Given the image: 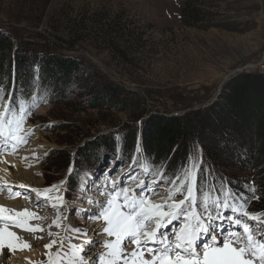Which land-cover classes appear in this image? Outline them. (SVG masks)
Listing matches in <instances>:
<instances>
[{"label":"rangeland","instance_id":"obj_1","mask_svg":"<svg viewBox=\"0 0 264 264\" xmlns=\"http://www.w3.org/2000/svg\"><path fill=\"white\" fill-rule=\"evenodd\" d=\"M194 6L201 16L196 22L184 11L183 0H0V31L16 43L32 42L22 50L70 56L84 69L82 74L71 76L56 70L42 76L33 72V83L26 74L23 83H15L8 91L12 108L25 102L30 109L23 126L26 138L22 150L17 151L31 154L35 161L32 177L36 195L30 194L28 200L38 196L49 203L56 211L51 214L56 217L51 227L56 231L50 239L49 226L44 228L47 235L38 238L41 243L55 241L51 249L39 247L37 239L33 248L24 240L15 250L3 246L0 264H48L49 256L57 257L53 246H61L66 237L84 249L82 261L102 247L93 256V263L99 264L98 255L107 251L103 241L113 237L102 228L87 229L85 220H78L82 215L100 214L96 208L101 204L89 208L88 214L82 208V200L95 199L96 181L116 193L122 187L136 188L148 175L154 189L148 199L165 203L171 202L170 198L183 199L175 194L171 181L175 176L183 178L185 170L198 176L201 199L204 192L215 199V189L227 192L228 188L241 197L240 190L246 196L244 206L256 217L250 234L264 233V193L260 189L264 184V151L255 152L264 141V81L258 78L264 76V68L256 66L264 50V0H202ZM24 56L16 62L22 63ZM93 73L123 91L111 98L109 94L97 98L94 93L102 80ZM235 97L246 114L239 117L238 126L227 124L231 131L218 132L220 135L215 134L219 127L213 128L211 123L205 127L204 132L211 134L204 142L212 144L209 165L201 162V152L185 162L177 157L167 161L160 151L162 143L151 138L147 161L149 153L138 139L144 125L167 116H191L195 124V112L205 110V117L208 109ZM130 128L135 136L132 153L127 155L124 135H129ZM35 134L40 142L36 149L30 147ZM154 146L160 152L154 158L161 164L156 163V173L151 155ZM120 173L127 183L120 184ZM161 175L165 179L156 184ZM107 181L108 187L104 184ZM225 196L229 197L224 194L220 198ZM117 202L122 203V199ZM243 219L248 222V217ZM89 240L96 243L89 245ZM135 247L129 242L125 250ZM141 251L148 254L146 248Z\"/></svg>","mask_w":264,"mask_h":264},{"label":"snow or ice","instance_id":"obj_2","mask_svg":"<svg viewBox=\"0 0 264 264\" xmlns=\"http://www.w3.org/2000/svg\"><path fill=\"white\" fill-rule=\"evenodd\" d=\"M9 111L8 105L4 111H0V131L7 119L9 135L13 140L20 141L23 137L12 135V132L19 130L24 117L21 115L17 118L13 112L9 119L6 116ZM25 111L21 104L20 112L23 114ZM14 123L15 129L12 128ZM164 179L162 176L155 183L159 184ZM125 183L127 181L122 177L120 184ZM171 184L175 194L182 195L183 199L170 198L171 202L165 203L151 201L148 195L154 189L148 181L133 189L122 187L114 196L110 195L106 204L101 206L99 216L92 217L102 218L106 225L103 232L114 238L103 241L107 251L99 255V264H264V240L259 234H250L251 222L256 217L243 210V196L239 200L234 195L231 199L228 196L223 200L220 196L211 199L210 193L204 192L201 199L196 173L192 170H185L183 178L177 176ZM19 187L29 190L24 185ZM112 187L116 189L117 185ZM120 199L122 203L117 202ZM6 211L0 206V220L10 221L13 226L25 230H34L20 219L30 218L33 213L25 209L15 212L13 216L5 215ZM243 217H248V222ZM240 228L243 229L242 236L237 231ZM75 231L79 232L80 229ZM129 242L136 246L130 253L125 250ZM86 243L92 245L96 241ZM234 243L240 246H234ZM52 244L45 245V248L51 249ZM3 246L10 250L17 247L16 233L6 227H0V247ZM69 248L73 251L70 256L64 254L67 264H92L95 259L89 257L82 262L80 253L84 249L75 245H69ZM144 248H147L151 259L144 258L141 251ZM56 255H61L59 248ZM49 264H64V258L57 262L49 256Z\"/></svg>","mask_w":264,"mask_h":264},{"label":"trees","instance_id":"obj_3","mask_svg":"<svg viewBox=\"0 0 264 264\" xmlns=\"http://www.w3.org/2000/svg\"><path fill=\"white\" fill-rule=\"evenodd\" d=\"M183 1L185 6L184 11L188 12L189 18L193 22L198 21L201 16L199 10L196 9V7L194 6V3L196 2L202 3V0H193V2L190 4H189L190 0H183ZM183 15L185 14L182 13L181 18L184 17ZM31 44L32 42L30 41H22L16 43L15 40H13L6 32L0 31V106L5 99H8V106L10 108L9 111L10 119L12 118L13 112L15 113V116L17 118H19L21 115H23L24 117L20 123V127H22L27 122V116L29 111L28 105L25 102L17 101L18 106L12 108V99H10V96L7 94H9L8 93L9 89L15 83L18 84L24 82L25 80L23 78L24 75L30 74L29 76V79H31L30 83H33L34 76L31 75L33 72H36V76L40 74L42 76L47 73H51L53 70L62 72L63 74L69 76H71L72 73H76L77 75H80L84 72V69L79 63V60L72 58L70 56H64L61 54L48 53V52H43V53H35L32 51L26 52L25 50H22L23 46L31 45ZM21 55L22 56L25 55L24 57H22L23 62L22 63L16 62V59L18 58L20 59ZM91 75L102 80L101 87L97 90L96 93H94L97 95V98H100V96L103 95L104 98H106V94H109L111 98L112 95L119 94L120 92L123 91L122 87L113 84L107 79H104L101 75H97V73H93ZM258 78H262V80L264 81V76H258ZM4 94L6 95L4 96ZM230 98L226 99L228 105L224 103H218V107H217L218 109L217 108L208 109V112L205 117H203V113L205 110L195 112L197 115H192L197 117L195 118L197 122L195 124L191 123V119H192L191 116L180 117V118L167 116L156 120V122L152 124L149 123L148 125H144L142 132L138 136V139L141 140V142H143L146 151L149 153L146 155L145 158L149 157L150 155L148 139L151 138L155 142L162 143L163 147L162 150L160 151L166 155L167 161L173 157L175 158L177 157L176 158L177 161L185 162L186 160H189L188 157H190L193 153H195V155L198 157L197 154L201 152V154H199L201 162L204 163L205 165H209V163L212 162L213 157L211 151L209 150V147H211L212 144L204 143L207 139L206 135H211L210 132L209 133L204 132L206 125L211 123L213 125V128L219 127L221 130L219 131V128H216L217 133L215 134L220 135L219 134L220 132L223 133V132L231 131V127L226 126L227 124H231L232 126L235 124V127H237L240 121L239 119L246 116L243 110L240 109V106L242 104L239 102V100H237L236 97L233 99ZM21 104H23V106L26 109L25 113L23 114L20 112ZM237 107L239 109H235ZM263 123H264V118L262 119V124ZM12 126L16 128L15 123ZM129 130H130L129 135L127 133L126 135H124V138L126 140L125 144L129 145L128 147L127 145H125V149H124L125 151L124 154L127 155H130L132 153L130 149L132 147L131 144L135 136L134 132L131 131V128ZM109 144L110 145H108L107 149H110L111 147V143ZM263 151H264V141H263V146L261 143L259 144L258 147L255 148L256 153ZM157 154L159 155L160 152L158 151L157 147L154 146V149L151 152L152 158L153 160H155V163L152 160L155 168L154 173H156L158 170L156 169L157 168L156 163L160 164L158 160L154 158L155 155ZM147 161H149L148 158ZM173 167L174 165L170 167L171 168L170 172H172ZM211 167H213L212 164ZM262 168H264V166H262ZM262 168H260V170H262ZM149 169L151 170V172L152 170H154L153 168L151 169V165ZM182 171L184 170L182 169ZM176 177L177 176H175V178ZM197 182H198V176H197ZM254 184L255 183L253 182L251 185L253 186ZM260 189L262 191L261 193H264L263 183L260 184ZM215 190L219 195L228 194L230 199L233 195L237 199L240 198L238 194H235L233 189L228 188L227 192L220 189H215ZM237 193L243 196V194L240 193V190ZM242 203L246 205L244 200L242 201ZM244 211H247L250 214L252 213L250 209H248L246 206H244Z\"/></svg>","mask_w":264,"mask_h":264},{"label":"bare ground","instance_id":"obj_4","mask_svg":"<svg viewBox=\"0 0 264 264\" xmlns=\"http://www.w3.org/2000/svg\"><path fill=\"white\" fill-rule=\"evenodd\" d=\"M18 136L23 137V139L19 141V143H23L25 138H26V135L24 136V133L21 132V133H19ZM33 139L34 140L31 142L30 147L31 148L35 147V149H36V146L40 145V142L38 141L36 134L34 135ZM8 144H9V138L8 137L0 138V150L1 151L6 149L8 147ZM28 146L29 145H27V148H28ZM17 148H18V146L13 147L12 150L16 151ZM34 164H35V161L31 158V154L29 155V153H27V152H24V153L23 152H17L14 155H9L6 152V154H3L0 156V191H1V193H0V206H3L7 210L5 215L11 214L14 216L15 212L23 211L25 209H27L29 212L33 213V216L30 218H20V219L24 220V222L29 225V228L34 229V230H29L32 233H30L28 231H23L25 229H23L21 227L13 226L10 221L0 220V227H6L10 231H13L16 233L17 247H22L21 245L19 246V243H21V241L24 240L29 244V246H31V248H33L32 243L34 242V239L35 240L37 239V242L41 243L40 241H38L40 238L44 237L48 233V235L50 234V239H51L54 236V232L56 231L54 228H51V227H53L52 226L53 222L56 219V217L53 218L51 216V214L56 213V211H54V209L49 205V203L40 200L38 196L37 197L32 196V198H30V201L28 200V196L30 194L36 195V191L34 189L35 186H33V183L35 181H33L34 177H32V173L35 170ZM24 176L26 178H22ZM118 176H119V178H117V179H119L118 181H120L121 178L123 177V173L118 174ZM148 177H149L148 175L147 176L144 175L142 180L148 181L147 180ZM115 178L116 177H114L113 179H115ZM105 179L108 180V178H105ZM20 180L21 181L23 180V182L27 183L31 187L29 186V188H28V186H26V184H24V183L22 184V182L20 183ZM100 182H102V181H100ZM97 183H98V181H96V185H98ZM104 184L108 187V181L105 182ZM20 185H24L29 190L25 191L24 189L19 187ZM96 185H95L96 191L94 190L95 195H93V197L95 196V199H93V200L92 199H89V200L88 199H84V200L81 199L84 202V205L82 206L84 213H87L88 212L87 210L91 207L94 209L96 206H98V204L104 205V203L107 202V200L110 197L104 195L103 192H109L112 196L115 194V190H111V189L109 190L105 186H96ZM3 191H4V193H3ZM91 193H93V192H91ZM13 195H15V196L12 197ZM85 195L86 194L84 193L83 196H85ZM17 199H20V200H17ZM98 200H100V202H98ZM100 208H101V206L99 205V208H96V209H100ZM93 216H95V215L85 217V221H83L85 224V227H87V229L90 228L92 231L93 230H99L100 228H102V232H103V228L106 226L105 222L103 221L101 223V218L100 219H93L92 218ZM82 219L83 218H78L79 221H81ZM40 220L42 221L43 224H40ZM31 221H33L34 223H32ZM36 222H38V223H36ZM8 226H11V228ZM57 226H58V222L56 224V227ZM48 227L50 228V230H48L46 233V229ZM19 228L22 229L21 231H23V232H20V230H18ZM44 228H46V229H44ZM241 229L242 228L238 229L237 231H238V234L242 236L243 232H240ZM251 231H252V229L250 228V233H251ZM253 233H254V231L252 232V234ZM225 234L227 235V233H225ZM258 234H259V237L262 240H264V236H262V235H264V233L257 232L253 236H256ZM65 235H67V234L65 233ZM112 239H114V238H112ZM230 239H234V238L230 237ZM107 240H110V239H107ZM58 242H57V244H58ZM245 242H246V239H245ZM49 244H50V242H49ZM49 244H48V242H46V243H41L40 245L39 244L38 245H39V247H43V246L49 245ZM69 245H75L77 247L79 246L76 243H74L72 241V239H70L69 237H66L65 240L63 238V242H62L61 246L60 245L59 246H53V247H55L54 248L55 252L59 248L60 253H61L60 256H57L56 258L54 257L53 259H56V261L59 262L61 257H63L64 258V264H67V256H64V254L67 253L69 255L72 252V250H70L71 248H69ZM234 246L238 247L240 245L238 243H234ZM0 248H2V247H0ZM98 249L102 250V247L96 248V250L92 252L93 254L90 253L89 254L90 256L89 255L88 256L89 257H93V256L96 257V255H97V254H95V253H97L96 251H100ZM7 250H10V249L7 248ZM132 250H133V248H129V250H127V251L131 252ZM144 258L145 259H151V256L146 253V254H144ZM83 261H85V259H83ZM92 264H94V263L92 262ZM257 264H258V262H257Z\"/></svg>","mask_w":264,"mask_h":264},{"label":"built area","instance_id":"obj_5","mask_svg":"<svg viewBox=\"0 0 264 264\" xmlns=\"http://www.w3.org/2000/svg\"><path fill=\"white\" fill-rule=\"evenodd\" d=\"M257 68H264V50L256 63Z\"/></svg>","mask_w":264,"mask_h":264}]
</instances>
